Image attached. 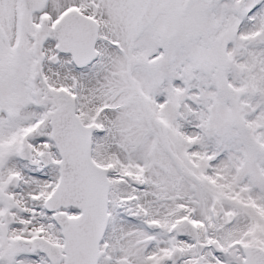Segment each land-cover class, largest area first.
Returning a JSON list of instances; mask_svg holds the SVG:
<instances>
[{
    "label": "snow or ice",
    "instance_id": "1",
    "mask_svg": "<svg viewBox=\"0 0 264 264\" xmlns=\"http://www.w3.org/2000/svg\"><path fill=\"white\" fill-rule=\"evenodd\" d=\"M0 264H264V0H0Z\"/></svg>",
    "mask_w": 264,
    "mask_h": 264
}]
</instances>
